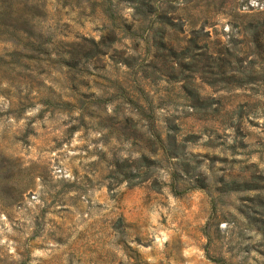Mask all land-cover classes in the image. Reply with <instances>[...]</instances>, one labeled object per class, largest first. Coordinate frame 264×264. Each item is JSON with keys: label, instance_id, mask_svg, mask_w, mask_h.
<instances>
[{"label": "rangeland", "instance_id": "obj_1", "mask_svg": "<svg viewBox=\"0 0 264 264\" xmlns=\"http://www.w3.org/2000/svg\"><path fill=\"white\" fill-rule=\"evenodd\" d=\"M172 4L173 17L183 24L185 34L203 29L210 46H226L230 52L234 40L244 64L264 63L263 50L260 58L252 55L245 29L262 24L258 43L264 45V0ZM82 6L61 10L56 1L48 0L45 27L69 39L75 35L99 39L104 19L86 0ZM129 12L123 6L120 16L129 21ZM128 44L125 40L117 47ZM98 66L99 70L90 69L80 98L107 100L103 105L111 114L116 105L111 100L113 83L127 88L130 97L135 89L122 66L107 58ZM35 84L43 93L35 95L33 89L25 103L29 107L10 105L0 96V264H256L260 260L255 237L240 238L233 224L219 220L206 226L211 206L204 191L176 196L166 185L156 192L148 183L133 187L110 183L112 161L129 153L137 157L143 142H123L118 133L101 128L94 106L80 123L79 104L64 97L72 92L64 88L61 76L43 73ZM145 90L153 95L152 88ZM200 92L215 100L216 120L198 121L187 115L185 107L174 110L158 100L164 94L159 91L154 96L158 124L164 114L179 115L182 129L198 136L188 149L218 158L213 166L219 175L264 176L263 84L238 89L202 85ZM42 94L56 99L61 95L70 104L48 108L37 103ZM124 105V110L131 109ZM238 111L242 117L236 121ZM157 176L168 183L163 170ZM234 201L227 198V206Z\"/></svg>", "mask_w": 264, "mask_h": 264}, {"label": "trees", "instance_id": "obj_2", "mask_svg": "<svg viewBox=\"0 0 264 264\" xmlns=\"http://www.w3.org/2000/svg\"><path fill=\"white\" fill-rule=\"evenodd\" d=\"M54 1L61 10L66 6L83 7L82 0ZM175 1L86 0L104 19L101 35L96 40L84 35L69 39L66 34L61 36L55 29L46 28L48 0H0V96L10 105L26 108L33 89H36L35 95L43 93L35 86L38 76L47 72L61 76L64 88L72 92L71 96L64 97L79 104L77 120L80 123H84L85 115L92 112L90 107L94 106L101 128L118 133L123 142H143L144 146L136 152L137 157L129 153L126 158L112 161L108 174L110 183H126L130 187L148 183L156 192L166 185L176 196L192 190L204 191L211 206L206 226L219 220L217 222L233 224L240 238L255 237L260 255L255 263L264 264V176L254 173L234 176L230 172L219 175L213 166L218 158L194 154L188 149L198 136L182 129L179 115L164 114L162 124H158L154 107V96L162 91L164 94L158 100L174 110L185 107L187 115L198 121L216 120L213 119L219 113L214 106L216 102L201 95V86L215 89L264 86V63L244 64L234 40L230 52L226 46H210L208 33L203 29L185 34L183 24L173 17ZM123 6L130 9L129 21L120 16ZM261 26L245 27L254 58H260V51H264V45L258 43ZM125 40L129 43L127 46L117 47ZM104 58L114 66H122L135 89L130 97L127 88L113 83L115 92L111 100L116 101V105L111 114L106 113L103 105L107 100L97 98L85 102L80 98L90 69L99 70L98 63ZM146 87L153 89L152 96L146 92ZM42 95L36 98L37 103L48 108L70 104L61 95L57 99ZM124 104L131 109L124 110ZM241 117L242 112L238 111L236 121ZM162 170L168 176L167 184L157 176ZM229 197L235 199V205L230 207L226 203Z\"/></svg>", "mask_w": 264, "mask_h": 264}]
</instances>
